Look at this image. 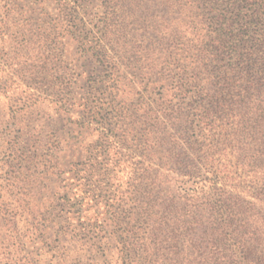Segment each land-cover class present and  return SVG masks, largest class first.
Listing matches in <instances>:
<instances>
[{"label": "rangeland", "instance_id": "obj_1", "mask_svg": "<svg viewBox=\"0 0 264 264\" xmlns=\"http://www.w3.org/2000/svg\"><path fill=\"white\" fill-rule=\"evenodd\" d=\"M109 1L105 38V0H0V264H193L195 253L174 255L169 244L130 262L110 210L136 194L139 169L151 163L142 157L144 126L134 122L142 102L164 88L145 73L206 84L211 71L219 74L209 58L221 28L235 17L216 0ZM227 112L210 115L216 122L195 120L189 133L203 141L226 132ZM249 117L246 136H253ZM130 122L139 128L127 134ZM206 123L218 129L203 133ZM219 152L239 163L230 143ZM213 156L220 165L218 151Z\"/></svg>", "mask_w": 264, "mask_h": 264}, {"label": "trees", "instance_id": "obj_2", "mask_svg": "<svg viewBox=\"0 0 264 264\" xmlns=\"http://www.w3.org/2000/svg\"><path fill=\"white\" fill-rule=\"evenodd\" d=\"M105 1L106 25L112 7L109 0ZM166 1L187 6L200 0ZM215 2L228 6L236 22L227 26L232 27L229 29L222 26L215 46L217 55L209 58V66H218L217 77L211 71L207 83L197 86L179 76H172L173 82L166 83L156 74L152 78L145 73L147 81L164 88L150 103L142 102L138 109L142 116L134 122L144 126L139 141L148 150L142 157L151 163L139 169L136 194L131 191L132 196L122 197L127 201L122 209L111 206L110 210L114 214L110 219L122 229L119 241L130 262L137 255L150 260L169 244V248L174 247V255L180 250L195 253L193 264H264V0ZM243 2L250 4L242 6ZM108 24L105 38L110 33ZM197 64L198 60L193 65ZM161 74L168 79L164 72ZM190 88H199L195 96L202 93L201 99H188ZM224 109H228L222 115L228 121L226 132L223 128L215 131L216 136L205 134L203 141L189 133L190 123L206 122V118L216 122L218 118L210 115ZM249 115L253 136L249 130L246 136L244 122ZM133 125L130 122L127 134L138 131L139 127ZM208 129L213 132L218 127L207 124L203 133ZM229 143L239 161L234 166L223 161L224 154L219 152L221 146L226 151ZM217 151L220 165L210 160Z\"/></svg>", "mask_w": 264, "mask_h": 264}]
</instances>
